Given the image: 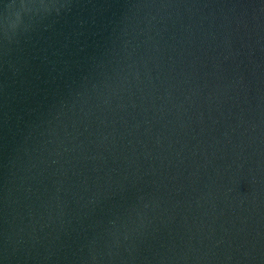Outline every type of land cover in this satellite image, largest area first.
<instances>
[{"label":"water","instance_id":"1","mask_svg":"<svg viewBox=\"0 0 264 264\" xmlns=\"http://www.w3.org/2000/svg\"><path fill=\"white\" fill-rule=\"evenodd\" d=\"M0 264H264V0H0Z\"/></svg>","mask_w":264,"mask_h":264}]
</instances>
